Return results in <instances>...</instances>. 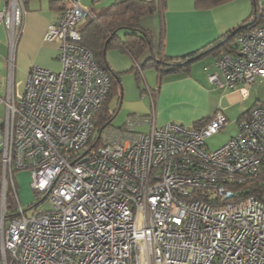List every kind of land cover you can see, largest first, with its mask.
Returning a JSON list of instances; mask_svg holds the SVG:
<instances>
[{
	"label": "built area",
	"instance_id": "2783aa9c",
	"mask_svg": "<svg viewBox=\"0 0 264 264\" xmlns=\"http://www.w3.org/2000/svg\"><path fill=\"white\" fill-rule=\"evenodd\" d=\"M64 1L43 36L57 45L60 69L31 68L24 92L9 88L3 99L0 264H264V196L242 189L264 176V105L239 118L237 133L215 149L205 139L227 124L219 109L196 127L157 125L151 112L93 133L110 80L80 44L91 7ZM2 3L12 51L25 8ZM236 45L214 56L208 79L217 89L264 79V25L245 29ZM142 124L149 129L136 130ZM18 170L43 195L36 204L47 198L50 206L26 216L12 185L18 215L5 220L8 179Z\"/></svg>",
	"mask_w": 264,
	"mask_h": 264
},
{
	"label": "crops",
	"instance_id": "0c3cea01",
	"mask_svg": "<svg viewBox=\"0 0 264 264\" xmlns=\"http://www.w3.org/2000/svg\"><path fill=\"white\" fill-rule=\"evenodd\" d=\"M116 1L120 0H93L87 1V5L90 4L94 11ZM155 2L156 10L139 20L141 28L147 30L150 35L152 48L146 49L138 58L117 46L109 47L105 52L110 69L119 73L120 85L116 91L123 85V76L127 74L135 80L137 88L136 92H130L124 99L121 89V93L117 92V102L120 107L126 108L128 117L145 116L154 112L157 125L175 122L190 126L197 121H208L218 109L217 89L208 79V75L216 70L214 52L192 60L187 70L159 72L152 66L142 67V64L152 57V52L160 56L178 57L210 46L247 19L252 13L254 2L231 0L208 9L196 8L194 0ZM2 5L3 3L0 8ZM57 16L58 12L48 6V0L32 1L30 9L25 10L20 36L12 51L8 44L7 32L4 26H0V117L6 115L3 99L8 95L9 88L14 95L22 94L31 68L39 67L51 72L60 69L57 45L43 40L47 26L54 22ZM123 35L119 36L117 31L120 40L124 39ZM209 54L212 55V60H204ZM136 74H139V79ZM130 80L131 85L133 81ZM116 112L117 110L114 113ZM146 128L148 130L149 125L142 124L137 126L136 130L147 131ZM236 133L237 131L228 135L227 140ZM26 171L18 170L12 179H8V194L12 185L17 188L25 181ZM0 173L2 180L1 163ZM2 210L0 194V214Z\"/></svg>",
	"mask_w": 264,
	"mask_h": 264
},
{
	"label": "trees",
	"instance_id": "16d2710c",
	"mask_svg": "<svg viewBox=\"0 0 264 264\" xmlns=\"http://www.w3.org/2000/svg\"><path fill=\"white\" fill-rule=\"evenodd\" d=\"M21 1L25 10H29L31 2L34 0ZM229 1L231 0H194V4L198 9H208ZM253 2L254 8L251 15L237 27L236 32L233 33L235 29H232L210 46L184 56H160L152 52V57L146 60V62L142 64V67L152 66L159 72H163L165 70H187L190 62L202 55L212 52H214V55H220L223 52L236 51V38L239 34H241L248 27H254L260 24L264 25V2L260 3L258 0H253ZM67 3L68 2L64 0H48V6L57 11L58 16L62 13ZM156 6L155 1H116L109 6L92 11V15L81 27H79L81 32L80 44L92 52L95 61L107 74L110 80L109 95L104 101L102 107L94 116V127L97 131H101L107 125H111L110 121L112 120V116L108 113V104L112 93L115 92L116 88L120 85L119 73L110 69L108 62L106 61L105 52L109 47L117 46L127 51L134 58H138L146 49H151L152 42L150 35L147 30L141 28L139 20L142 16L153 13L156 10ZM120 29L125 31L123 35L124 39L122 40L117 37V31ZM136 76L137 79H139V74H136ZM259 104L264 105V103L256 100L248 110L241 114L239 118L246 116L254 106ZM206 121L207 120L197 121L192 126L196 127L202 125ZM244 188L248 189V191H245L244 196L255 195L259 199H262L264 196V176L258 175L257 177L251 179L249 182L244 184L242 189ZM39 199L40 198L37 197V201ZM4 209L5 220L18 215L16 209L14 208V202L8 192L5 198Z\"/></svg>",
	"mask_w": 264,
	"mask_h": 264
},
{
	"label": "rangeland",
	"instance_id": "374dc122",
	"mask_svg": "<svg viewBox=\"0 0 264 264\" xmlns=\"http://www.w3.org/2000/svg\"><path fill=\"white\" fill-rule=\"evenodd\" d=\"M81 3L84 6H86L87 0H83ZM1 4H2V0H0V6ZM88 6L90 7L91 5L89 4ZM88 18L89 17L83 18L79 24V27H81L87 21ZM124 32L125 31L123 29L118 30L119 36H122ZM204 60H212V55L209 54L205 56ZM130 79H132L133 81V84L131 83V85H130V81H131ZM134 81L135 80H133L131 75L129 74L124 75L122 81L123 85H121V88H119L118 91L112 93L111 99L108 104V113L110 116H112V120L110 121L111 124L110 126L118 127L119 125H122L126 121L128 117V111H126L125 107L119 106V103L117 102V97L119 96L118 93L119 92L121 93V89L124 92L123 99L127 98L130 92L131 93L136 92L137 88L136 85L134 84ZM239 86H244L247 89V92L243 93L239 89L220 90L216 88L217 89L216 98L218 101L217 108L219 110H222L227 116V124L221 130L217 131L211 136H208L205 139V144L209 149H215L221 146L227 141L228 135H232L237 131L238 116L241 114V112L249 109L256 101V99L264 103V79L263 80L256 79L251 84L243 83L240 84ZM116 110L117 112L114 113ZM145 130H147V128ZM92 131L93 133H97V130L95 128ZM26 172H27V177L25 178V181L21 183V185H18L17 190H18L21 206L25 210V215L30 216L31 214L38 212L40 210L48 209L50 203L47 200V198H45L44 200L36 204L37 197L38 196L43 197V195H37V194L35 195V193L29 186V177H28L29 172L28 171Z\"/></svg>",
	"mask_w": 264,
	"mask_h": 264
},
{
	"label": "water",
	"instance_id": "95a60500",
	"mask_svg": "<svg viewBox=\"0 0 264 264\" xmlns=\"http://www.w3.org/2000/svg\"><path fill=\"white\" fill-rule=\"evenodd\" d=\"M236 30H237V28L233 31V33L236 32Z\"/></svg>",
	"mask_w": 264,
	"mask_h": 264
}]
</instances>
